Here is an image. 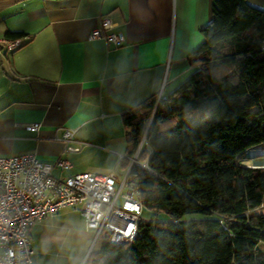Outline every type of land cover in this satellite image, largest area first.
<instances>
[{"label": "trees", "instance_id": "1", "mask_svg": "<svg viewBox=\"0 0 264 264\" xmlns=\"http://www.w3.org/2000/svg\"><path fill=\"white\" fill-rule=\"evenodd\" d=\"M200 33L184 80L123 116L126 154L143 141L146 161L127 180L153 215L131 241L104 238L85 264H264V166L239 159L264 143V7L213 0Z\"/></svg>", "mask_w": 264, "mask_h": 264}, {"label": "crops", "instance_id": "2", "mask_svg": "<svg viewBox=\"0 0 264 264\" xmlns=\"http://www.w3.org/2000/svg\"><path fill=\"white\" fill-rule=\"evenodd\" d=\"M212 1L0 0V38L6 30L24 34L20 47L0 54V156L33 152L51 162L61 155L72 164L53 168L61 175L124 167V114L170 92L195 68L190 53ZM247 1L264 7V0ZM104 16L123 34L120 45L88 38ZM28 123L39 126L31 131ZM64 127L75 128L74 138L84 142L78 151L62 150L56 137ZM246 151L242 163L264 162V149ZM259 210L264 213V205ZM258 247L264 252L263 242ZM34 254L30 264H43Z\"/></svg>", "mask_w": 264, "mask_h": 264}, {"label": "built area", "instance_id": "3", "mask_svg": "<svg viewBox=\"0 0 264 264\" xmlns=\"http://www.w3.org/2000/svg\"><path fill=\"white\" fill-rule=\"evenodd\" d=\"M112 26L110 18L104 16L88 38L120 45L124 36L111 30ZM23 41L21 37L0 38V54L17 49ZM261 49L264 50V36ZM38 126L39 123L25 125L31 131ZM75 130L64 127L56 137L63 141V151H78L84 143L74 138ZM142 142L131 155L119 154V159L127 160L124 167L107 172L55 174L54 167L72 166L61 155L51 162L40 160L33 152L0 156V264H30L34 251L30 228L66 206L77 210L86 228L93 229L92 244L100 236L113 244L131 241L142 218V208L136 184L127 177L132 164L146 166V161L138 160ZM255 165L264 166V162L252 166Z\"/></svg>", "mask_w": 264, "mask_h": 264}, {"label": "rangeland", "instance_id": "4", "mask_svg": "<svg viewBox=\"0 0 264 264\" xmlns=\"http://www.w3.org/2000/svg\"><path fill=\"white\" fill-rule=\"evenodd\" d=\"M159 97L160 95L157 94L156 99L158 100ZM263 149L264 144L250 147L246 154H256ZM239 159L242 161V156ZM152 215L153 213L148 210L142 212L143 217ZM84 228L83 218L67 208L58 214L46 215L41 222L34 225L30 236L34 257L43 264H81L82 262L85 264L90 250L99 248L103 237L100 236L90 247L94 232L91 228L89 230Z\"/></svg>", "mask_w": 264, "mask_h": 264}]
</instances>
